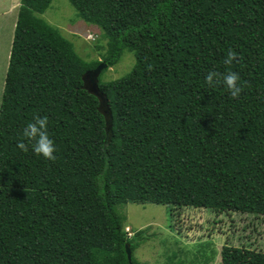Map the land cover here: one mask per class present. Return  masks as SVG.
I'll use <instances>...</instances> for the list:
<instances>
[{
	"label": "trees",
	"instance_id": "trees-1",
	"mask_svg": "<svg viewBox=\"0 0 264 264\" xmlns=\"http://www.w3.org/2000/svg\"><path fill=\"white\" fill-rule=\"evenodd\" d=\"M52 1L20 0L10 47L0 264H140L119 212L127 204L263 219L264 0H67L106 40L89 62L40 18ZM229 50L239 62L224 63ZM125 51L131 71L102 81ZM100 64L104 104L82 80ZM209 71L238 73L239 97L209 87ZM37 115L55 161L17 147ZM223 250L222 264H264L250 244Z\"/></svg>",
	"mask_w": 264,
	"mask_h": 264
},
{
	"label": "rangeland",
	"instance_id": "rangeland-1",
	"mask_svg": "<svg viewBox=\"0 0 264 264\" xmlns=\"http://www.w3.org/2000/svg\"><path fill=\"white\" fill-rule=\"evenodd\" d=\"M19 6L20 0H0V89L4 87ZM40 18L71 42L84 60L102 59L106 40L100 29L79 19L67 0H53ZM134 63L133 54L125 51L120 62L107 69L101 80L124 77ZM119 212L128 238L138 245L133 256L140 264H222L224 247L241 248L247 244L251 250L264 251L261 217L194 208L170 213L169 207L151 204H127ZM137 232L139 237H134Z\"/></svg>",
	"mask_w": 264,
	"mask_h": 264
},
{
	"label": "clouds",
	"instance_id": "clouds-1",
	"mask_svg": "<svg viewBox=\"0 0 264 264\" xmlns=\"http://www.w3.org/2000/svg\"><path fill=\"white\" fill-rule=\"evenodd\" d=\"M234 61L239 62L238 53L234 50H229L225 56L224 63L231 65ZM240 80L239 74L232 71L226 74L209 71L205 76V83L209 87L223 84L234 99L238 98L243 90ZM3 96L4 90L0 89V104L3 103ZM48 123L46 116H34L23 129L24 140L18 142L17 147L24 152H27L29 147H31V150L36 155L42 156L49 161H55L57 149L54 141L50 138Z\"/></svg>",
	"mask_w": 264,
	"mask_h": 264
},
{
	"label": "water",
	"instance_id": "water-1",
	"mask_svg": "<svg viewBox=\"0 0 264 264\" xmlns=\"http://www.w3.org/2000/svg\"><path fill=\"white\" fill-rule=\"evenodd\" d=\"M104 68H106V65L100 64L94 70L87 71L82 77L85 88L92 95L96 96L103 104L106 99L98 88V78ZM125 252H126L127 260L130 262L131 261V251H130L129 245H125Z\"/></svg>",
	"mask_w": 264,
	"mask_h": 264
},
{
	"label": "crops",
	"instance_id": "crops-1",
	"mask_svg": "<svg viewBox=\"0 0 264 264\" xmlns=\"http://www.w3.org/2000/svg\"><path fill=\"white\" fill-rule=\"evenodd\" d=\"M9 54H10V51H9Z\"/></svg>",
	"mask_w": 264,
	"mask_h": 264
}]
</instances>
